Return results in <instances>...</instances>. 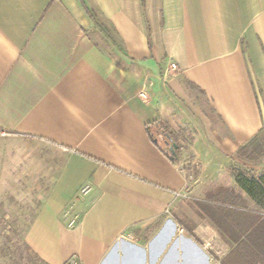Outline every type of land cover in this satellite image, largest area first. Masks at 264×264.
<instances>
[{"label": "crops", "instance_id": "obj_1", "mask_svg": "<svg viewBox=\"0 0 264 264\" xmlns=\"http://www.w3.org/2000/svg\"><path fill=\"white\" fill-rule=\"evenodd\" d=\"M156 122L191 132L177 164ZM263 128L264 0H0V206L46 264H222L235 244L215 220L264 218L233 171ZM226 192L245 209H218Z\"/></svg>", "mask_w": 264, "mask_h": 264}, {"label": "trees", "instance_id": "obj_2", "mask_svg": "<svg viewBox=\"0 0 264 264\" xmlns=\"http://www.w3.org/2000/svg\"><path fill=\"white\" fill-rule=\"evenodd\" d=\"M48 7L49 5L47 8ZM85 11L90 17V12L86 9ZM90 18L93 20L92 17ZM146 132L151 143L159 149L172 164H177L179 162L182 148L173 132L160 122L148 126ZM262 134H264V128L247 144L238 149L237 156H244L248 148L252 147V145L262 137ZM234 173L238 187L250 199L257 204H261V198L264 199V175H260L259 177L253 175L248 178V175L242 172ZM228 194L226 192L225 197H223V200H225L223 204H225L227 208L218 209H224L226 212L232 211L230 210L231 208L245 209V205L240 203L241 199L238 196L233 193ZM222 217L225 219L224 222L215 220V223L235 244L234 249L223 260L222 264H264V219L262 216L250 212H233L229 215H222Z\"/></svg>", "mask_w": 264, "mask_h": 264}, {"label": "rangeland", "instance_id": "obj_3", "mask_svg": "<svg viewBox=\"0 0 264 264\" xmlns=\"http://www.w3.org/2000/svg\"><path fill=\"white\" fill-rule=\"evenodd\" d=\"M90 17H92L94 22V27L91 29L92 35L97 34L100 39V44H102L104 49L109 50L112 54L118 52L120 46L112 31L95 13L90 12ZM204 111H207V115L211 114L209 108H205ZM193 132L195 133V130H192ZM175 136L181 148H186L191 143V132L189 129L178 132ZM1 140L3 138H0V142ZM5 148H9V143L6 144ZM259 166L264 167V134H262V137L252 147L248 148L244 156H237V160L233 164V168H235L233 171L244 173L243 167H252L257 170ZM192 167L194 172L198 171L197 163L193 164ZM247 175L248 178L253 176L251 174ZM261 202L263 203L262 209L264 212L263 198H261ZM0 208L5 211V215L0 216V264H46L29 248L25 238L22 236L23 229L14 226L12 219L13 205L0 206ZM82 211L83 207L76 205V203H73L65 210L60 219L61 225L65 229L63 230L64 232L74 229L79 222ZM137 239L134 238L131 242H136ZM63 264L80 263L76 255H72Z\"/></svg>", "mask_w": 264, "mask_h": 264}, {"label": "built area", "instance_id": "obj_4", "mask_svg": "<svg viewBox=\"0 0 264 264\" xmlns=\"http://www.w3.org/2000/svg\"><path fill=\"white\" fill-rule=\"evenodd\" d=\"M176 70H177V66L175 64H170L167 72H170V71L174 72ZM141 98L143 100L146 99V96L144 93H141ZM5 136H6V134L4 132L0 131V138H3ZM211 264H221V262L219 260H212Z\"/></svg>", "mask_w": 264, "mask_h": 264}, {"label": "water", "instance_id": "obj_5", "mask_svg": "<svg viewBox=\"0 0 264 264\" xmlns=\"http://www.w3.org/2000/svg\"><path fill=\"white\" fill-rule=\"evenodd\" d=\"M155 142H156V140H155Z\"/></svg>", "mask_w": 264, "mask_h": 264}]
</instances>
